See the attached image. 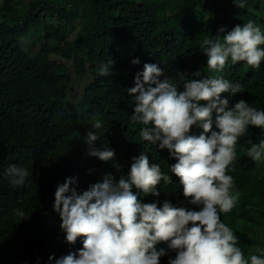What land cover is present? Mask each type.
<instances>
[{"label": "trees", "instance_id": "1", "mask_svg": "<svg viewBox=\"0 0 264 264\" xmlns=\"http://www.w3.org/2000/svg\"><path fill=\"white\" fill-rule=\"evenodd\" d=\"M244 3L240 8L233 0H0V264H55L49 256L59 258L82 248L83 237L70 244L60 228L62 221L53 207L57 186L75 177L73 187L83 193L107 172L118 181L130 172L133 157L142 153L172 182H160L159 196L140 193L141 202L162 207L170 201L199 210L187 204L179 177L170 171L177 161L169 150L160 149L159 142L140 140L142 125L131 121L134 97L127 90L135 86V75L145 63H155L177 80L178 72L187 79L223 76L243 87L242 93L222 94L229 108L242 99L264 110V61L252 69L244 61L232 64L229 58L224 70L214 73L200 50L204 39L220 35L222 42L223 35L248 21L264 32V0ZM77 22L82 28L73 36L71 28ZM108 58L115 61L112 73L99 76ZM136 58L140 63L133 64ZM197 71L201 76H192ZM77 82L83 89L75 103L70 93ZM178 90H184L183 82ZM215 115L213 130L218 131ZM96 120L103 127L93 146L114 149V161L89 155L85 137ZM202 132L193 125L189 134ZM248 138L258 143L264 132L250 125L237 143V159L227 174L234 180L231 192L239 199L221 219L238 237L250 264L251 255L264 250V164L257 167L246 155ZM11 164L29 169L24 186L14 189L8 183L4 172ZM17 208L28 218L18 217ZM161 247L167 245H157ZM174 256L169 250L160 264Z\"/></svg>", "mask_w": 264, "mask_h": 264}, {"label": "clouds", "instance_id": "2", "mask_svg": "<svg viewBox=\"0 0 264 264\" xmlns=\"http://www.w3.org/2000/svg\"><path fill=\"white\" fill-rule=\"evenodd\" d=\"M236 6L245 7L244 0H233ZM225 29L221 27L220 33ZM264 32L253 21L235 26L216 39H204L200 50L208 57L207 68L214 73L222 72L231 59L232 64L244 61L252 69H259L264 61ZM115 61L108 58L101 64L98 75L109 76ZM140 63L139 58L132 61ZM179 80L165 74L155 63H145L142 71L135 75V86L128 94L134 97L133 123L142 125L141 141L151 144L159 142L160 149H168L176 163L170 171L179 177L183 196L188 205L176 207L165 201L142 203L140 193L159 196L158 185L170 184L172 177L162 172L159 164L150 163L146 153L133 157L130 172L117 181L107 172L102 179L83 193L73 185L75 177L66 178L57 186L54 210L61 218L60 228L66 233V242L75 244L83 237V247L75 252L55 258V264H160V258L169 250L175 256L168 264H249L239 247L238 237L221 219L238 202L233 194L234 180L228 175L229 166L237 159L238 141L248 133L249 126L264 132V110L249 106L239 100L229 108V100L223 93H242L239 83L233 84L223 76H203L187 79L183 72L176 74ZM200 77L201 72L192 73ZM183 82V91L178 90ZM213 112L218 131L213 130ZM85 140L90 146L89 155L101 161H114L115 150L96 148L100 140L97 134L103 127L94 121ZM193 125L203 129L196 136L189 134ZM211 135H207V133ZM250 147L246 155L257 167L264 164V139L254 143L247 139ZM118 167V166H117ZM12 188L26 184L30 176L27 167L11 164L4 172ZM133 187L137 192L133 191ZM15 214L28 218L19 208ZM251 238V237H250ZM164 243L167 248L157 249ZM39 259V258H38ZM250 264H264L261 255H251Z\"/></svg>", "mask_w": 264, "mask_h": 264}, {"label": "rangeland", "instance_id": "3", "mask_svg": "<svg viewBox=\"0 0 264 264\" xmlns=\"http://www.w3.org/2000/svg\"><path fill=\"white\" fill-rule=\"evenodd\" d=\"M0 18H1V17H0ZM81 28H82V24H81V22H77V23L75 24V26H73V27L71 28V33H72V35L75 36V34L77 33V31H79ZM46 40H47V39H46ZM21 41H22L23 46H24L25 48H28V41H27L25 38L21 39ZM47 41H48L50 44H52V45H56V44H57V42H56L55 40H53V39H49V40H47ZM82 89H83V83H82V82H77V83L75 84V86L71 89V90H72L71 93H70L71 101H73V102H75V103H77V102L80 101L81 96H82Z\"/></svg>", "mask_w": 264, "mask_h": 264}]
</instances>
